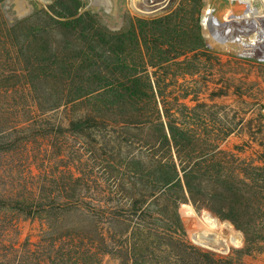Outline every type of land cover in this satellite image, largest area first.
<instances>
[{
	"label": "rangeland",
	"instance_id": "obj_1",
	"mask_svg": "<svg viewBox=\"0 0 264 264\" xmlns=\"http://www.w3.org/2000/svg\"><path fill=\"white\" fill-rule=\"evenodd\" d=\"M56 1L68 7L78 3L79 13L90 12L114 33L134 21L138 27L157 28L159 24L151 21L175 12L181 0H0V200L33 203L41 210L30 217L11 206L0 207V264H120L115 252L117 222L108 224L109 246H83L87 254L80 263L65 257L71 250L68 241H59L48 232L46 211L60 212V206L73 196L93 197L97 200L94 203H115L112 209L117 215L113 179H107L99 169V164L105 163L92 158L90 138L71 130L73 109L57 89L54 69L58 53L78 49H65L67 43L76 42H67L61 32L57 36L55 23L44 12ZM242 1L246 0H190L177 21L182 38L188 40L177 55L170 40L175 24L163 27L169 34V55L161 66L165 77V104L161 108L171 157L177 163L180 160L171 126L192 130L197 133L200 149H213L217 161L226 165L224 180L250 184L264 179V54L256 47L258 28L250 27L264 19V3L250 0L254 11L248 13L238 6ZM165 2L163 11L153 14L141 8ZM213 15L231 25L210 27ZM224 28L231 30L226 37ZM250 42L254 48L246 47ZM60 101L63 105L58 106ZM109 135L106 131L102 141H110ZM114 136L117 147V133ZM76 177L81 183L75 190ZM214 177L210 190L219 192L217 172ZM243 194L253 196L255 192L245 188ZM180 212L187 239L194 245L235 262L264 264V243L253 254L243 255L240 251L245 239L240 230L207 210L197 211L191 203L182 205ZM205 213L214 219L203 220ZM202 236L218 240L231 237L224 250H215L203 243Z\"/></svg>",
	"mask_w": 264,
	"mask_h": 264
},
{
	"label": "trees",
	"instance_id": "obj_2",
	"mask_svg": "<svg viewBox=\"0 0 264 264\" xmlns=\"http://www.w3.org/2000/svg\"><path fill=\"white\" fill-rule=\"evenodd\" d=\"M189 1L181 0L175 12L152 20L151 23L159 24L157 28L138 27L134 21L132 26L114 33L90 12L79 13L78 3L68 7L56 1L44 10L56 25L57 36L76 42L67 43L65 49H78L67 55L58 53L54 69L57 89L65 95V104L73 109L71 130L93 142L90 154L105 163L98 167L107 179H113L117 193V215L112 209L115 203H94L97 200L93 197L76 196L61 205L60 212L46 211L49 234L71 245L65 257L80 263L87 254L83 246L94 243L107 248L108 224L117 222L115 252L120 264H243L203 250L187 239L180 210L188 203L240 230L245 239L241 254L251 255L264 243V179L257 178L250 184L224 180L225 163L217 161L213 149H200L197 133L178 126H171L170 131L180 162L171 157L161 108L165 104L161 66L169 55V34L163 27L174 22L170 40L173 51L179 54L188 40L182 38L177 21ZM61 105L62 101L58 106ZM106 131L110 132V141L103 142ZM108 144L112 145L110 149ZM215 172L219 176V192L210 190L209 182L216 178ZM80 180L74 178L75 190ZM245 188L255 195L243 194ZM3 206L30 217L41 213L33 203L0 200V207ZM205 217L213 218L206 213L203 220ZM229 238L202 236V241L215 250H224Z\"/></svg>",
	"mask_w": 264,
	"mask_h": 264
},
{
	"label": "bare ground",
	"instance_id": "obj_3",
	"mask_svg": "<svg viewBox=\"0 0 264 264\" xmlns=\"http://www.w3.org/2000/svg\"><path fill=\"white\" fill-rule=\"evenodd\" d=\"M147 2V1H146ZM239 2V1H238ZM236 2V3H238ZM243 2V3H242ZM240 2L241 4H239V8L243 9L245 12H248V13H253L254 9L253 7L251 6V1L250 0H246V1H242ZM137 3V2H136ZM263 3H264V0H263ZM145 4V3H144ZM167 2H165L164 4H155V5H148V7H141L143 8V12L144 13H148V14H153V13H156V12H159V11H163V9L167 6ZM138 6V5H136ZM150 7H154L155 10L152 11L150 10L149 8ZM139 8V7H138ZM209 11V10H208ZM217 19V20H216ZM210 20V25L211 27H227V26H230L231 23H223L221 22L220 20H218L217 17H215L214 15L211 17ZM250 27H253V28H258V37H260V41L256 44V47L257 48H261L263 50V54H264V19H259V22L255 21L254 25L253 26H250ZM257 31V30H256ZM229 34L231 32V30H228ZM227 30L225 31V28L222 30V33H224V36L226 37V34L228 33ZM234 34V33H233ZM233 34H231V36H233ZM256 37V36H255ZM241 40V39H240ZM246 47H253L254 48V43L250 42V43H246L245 44Z\"/></svg>",
	"mask_w": 264,
	"mask_h": 264
},
{
	"label": "water",
	"instance_id": "obj_4",
	"mask_svg": "<svg viewBox=\"0 0 264 264\" xmlns=\"http://www.w3.org/2000/svg\"><path fill=\"white\" fill-rule=\"evenodd\" d=\"M144 7L146 8V7H148V6H144ZM144 7H143V8H144ZM149 9H150V10H152V11H154V10H155V8H154V7H153V8H152V7H150ZM216 20H217V19H216ZM209 26H210V23H209ZM210 27H211V26H210Z\"/></svg>",
	"mask_w": 264,
	"mask_h": 264
}]
</instances>
